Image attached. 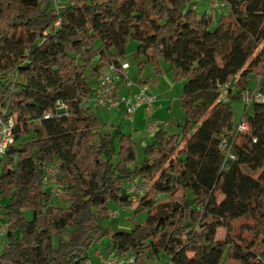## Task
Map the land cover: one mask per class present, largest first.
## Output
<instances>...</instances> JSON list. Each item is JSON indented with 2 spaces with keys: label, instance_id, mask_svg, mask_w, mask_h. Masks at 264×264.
<instances>
[{
  "label": "trees",
  "instance_id": "obj_1",
  "mask_svg": "<svg viewBox=\"0 0 264 264\" xmlns=\"http://www.w3.org/2000/svg\"><path fill=\"white\" fill-rule=\"evenodd\" d=\"M220 1L213 24L196 0H70L57 9L0 0V107L15 117L0 159V264H89L86 250L104 238L132 264L161 254L168 264H264V100H241L252 89L264 98V0ZM129 41L137 86L166 72L183 82L180 132L159 126L141 161L130 134L81 105ZM147 65L153 75L140 78ZM232 81L244 133L219 99V85ZM56 100L68 116L44 119ZM222 140L233 159L224 160ZM46 167L57 192L43 182ZM133 182L135 202L125 189ZM111 202L145 211V223L102 227Z\"/></svg>",
  "mask_w": 264,
  "mask_h": 264
},
{
  "label": "rangeland",
  "instance_id": "obj_2",
  "mask_svg": "<svg viewBox=\"0 0 264 264\" xmlns=\"http://www.w3.org/2000/svg\"><path fill=\"white\" fill-rule=\"evenodd\" d=\"M214 1V0H213ZM69 4L70 0H61V3ZM209 0H196L195 4L192 6V8L197 12L198 15H202L204 13L210 15L213 20V24H215L216 19L218 15L221 13V8H211L209 9L208 6ZM137 47V43L134 41H129L126 46V56L123 59V61L128 63V69H127V78L129 81L134 83L135 78L138 76V67L136 65V62L132 58V54L135 51ZM153 75L152 67L147 65L143 68L140 78L150 77ZM159 83L155 85H143L145 90H151L155 89L154 86L157 87V89L164 90L167 88L166 80L168 79L171 81L169 73L166 72L159 78ZM133 85H136L135 83ZM251 86V85H250ZM183 82H180V85H177V88L170 94H167L168 100H166V104L169 109H167V113L169 114V120L170 125L167 129L169 132L179 133L180 128L179 124L183 120V113L179 109L178 106V100L182 92ZM238 90L236 84L234 81H232L229 84L226 85H219V99L228 102L231 111H232V123L233 126L237 125L240 121L241 117L243 116L244 107L243 103L240 101L231 100L228 98V94H234ZM123 106H118L112 110H106L105 108H95L92 107L91 111L98 117V119L103 123L104 127L110 128H117L119 127L120 130L126 134H132L131 128H133V125H130L128 123V119L126 115L125 117H121L120 120L118 116H120V112H118ZM169 111V112H168ZM226 134V130H223L221 133V136H224ZM148 143L152 141L151 138L148 139ZM139 142L135 143L134 146V154L135 159L138 161H141L143 158V148H141L138 144ZM136 189V182L130 183L125 185L126 191L129 193L130 189ZM159 201H163L164 198L160 197L158 199ZM110 207V213L106 218H100L99 223L104 228H118L122 230H130L132 228L133 224H141L143 225L146 220V212L145 211H137L135 212L136 208L135 206H120L114 202L109 203ZM111 212H116L115 216L111 215ZM27 219L31 218V212L27 211L25 213ZM4 228L0 229V248L2 243V234L4 232ZM221 235V234H220ZM109 239L104 238L99 243H94L92 246L88 247L86 250V255L89 258V264H102L99 259V255H102L104 258L108 259L110 257H116V254L113 252H108L106 250V247L108 245ZM155 264H168L167 258L161 254L158 256V258L155 260Z\"/></svg>",
  "mask_w": 264,
  "mask_h": 264
},
{
  "label": "built area",
  "instance_id": "obj_3",
  "mask_svg": "<svg viewBox=\"0 0 264 264\" xmlns=\"http://www.w3.org/2000/svg\"><path fill=\"white\" fill-rule=\"evenodd\" d=\"M55 9L61 5V0H52ZM209 9L211 8H224V5L220 0H209ZM128 63L120 61L119 66L113 64H107L100 70V75L97 83L92 88L91 93L81 98V105L83 108H90L92 106L105 108L106 110H112L118 106H123L126 114H131L137 107H143L147 117V123L145 131L147 135H152L159 127V123L153 117V105L156 102L155 95L148 93L144 88L139 87L135 93L131 96H126L117 90L120 86L119 81H122L125 88H131L133 83L127 78ZM117 88V89H116ZM254 99L261 102L264 100L262 96L257 93L256 89L247 90L241 93V100L243 103L249 105ZM69 114V107L61 100L54 102L53 108L44 112L43 118L48 119L50 117H67ZM15 123L14 116H7L5 110L0 107V159L4 156L7 147L12 143V127ZM248 129L246 121L242 118L236 125L235 132L244 133ZM219 147L224 155L225 159H233L234 156L230 152V145L224 140L219 144ZM43 182L50 187L52 192H57L58 188L55 185V168L46 167ZM141 190L135 188L130 189L131 199L133 202L137 200ZM112 216L116 215V212H111ZM100 262L102 264H132L133 258L119 259L116 257H110L108 259L99 255Z\"/></svg>",
  "mask_w": 264,
  "mask_h": 264
},
{
  "label": "crops",
  "instance_id": "obj_4",
  "mask_svg": "<svg viewBox=\"0 0 264 264\" xmlns=\"http://www.w3.org/2000/svg\"><path fill=\"white\" fill-rule=\"evenodd\" d=\"M158 78H157L156 84L159 83ZM119 84H120V89H119L120 93H123L126 96H131L133 93L137 91L139 87H142V88L144 87V86L133 85L131 88L128 89L123 86V83H119ZM166 84H167V88L164 90L157 89L156 86H154L155 89L146 90L148 93H151L155 95L156 97V102L153 105V117L155 120L158 121L159 126L164 130H167L170 125V120H169L170 113H167V109H169L170 107H168V105L165 102L166 100H168V98L166 97H167V94L172 93L177 88V85L178 86L180 85V82L174 83L167 79ZM118 112H120L118 113L120 114V116H118L120 120L122 119L121 117L126 118L127 116L126 119H128V123L130 125H133V128H131L132 130L131 136L134 142V146L136 142H139L138 143L139 146L144 149V147L148 144V141H149L148 139L151 138V135H147L145 131L147 117H146L143 107H137L129 115L126 114L124 107H122Z\"/></svg>",
  "mask_w": 264,
  "mask_h": 264
}]
</instances>
